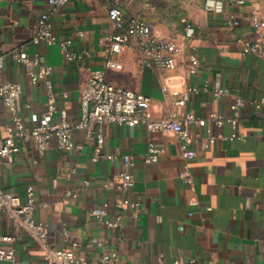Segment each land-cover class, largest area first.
I'll return each instance as SVG.
<instances>
[{
	"label": "crops",
	"instance_id": "1",
	"mask_svg": "<svg viewBox=\"0 0 264 264\" xmlns=\"http://www.w3.org/2000/svg\"><path fill=\"white\" fill-rule=\"evenodd\" d=\"M209 1L74 0L50 10L47 0H0V55L8 56L2 80L21 85L20 107L28 126L50 103L66 110L71 121L79 119L89 69L105 68V38L114 31L108 17L112 4L143 16L157 36L177 39L181 52L175 70H160L149 67L139 50L126 48L114 58L123 68L106 72L110 84L151 98L157 118L170 112L181 119L188 113L201 118L215 113L239 121L236 128L229 122L222 128L211 122L190 126L189 148L196 156L189 160L173 133L117 124L93 127L104 135L98 160H93L96 138L82 129L73 133L77 150L63 151L53 142L40 152L28 143L20 154L0 159V187L21 197L34 187L35 217L47 225L55 247L74 249L88 264H108L105 257L112 254L116 260L110 264H264V106H257L264 99V58L243 55L240 43L260 40L264 31L252 25L250 2L217 0L223 11L214 13L206 9ZM255 3L264 17V0ZM46 12L58 41L52 46L33 43ZM63 40H71L72 52H84L83 61L65 58ZM19 48L40 54L52 67L51 89L44 82L33 86L24 67L11 59ZM191 56L200 60L196 73L190 71ZM194 88L198 91L190 93L186 105L177 107L174 93ZM225 88L230 93L214 94ZM240 95L246 104L233 110ZM235 132L240 137L231 140ZM12 134L0 99V137ZM151 144L165 152L146 163ZM124 155L137 162L135 186L127 194L119 190ZM186 163L194 174L192 186L181 177ZM122 196L140 204L138 219L133 211L118 209ZM102 209L113 218L121 214V226L110 229L96 219L94 211ZM6 234L15 236L24 264H49L37 240L0 213V237Z\"/></svg>",
	"mask_w": 264,
	"mask_h": 264
},
{
	"label": "built area",
	"instance_id": "2",
	"mask_svg": "<svg viewBox=\"0 0 264 264\" xmlns=\"http://www.w3.org/2000/svg\"><path fill=\"white\" fill-rule=\"evenodd\" d=\"M73 1L47 0L50 10L66 7ZM246 2L252 4V25L256 30L264 31V17L258 4L255 3V0L237 1L240 5H244ZM206 9L209 12L221 13L223 4L217 0H210ZM108 17L114 31L105 38V68L89 69L88 80L81 90L80 115L76 122L70 120L66 110H58L53 103H50L47 111L40 116H34L31 120V126H28L27 119L20 107L22 87L18 83L2 80L8 56L0 55V99L9 113L13 127L11 136L0 137V159H9L20 154L23 145L28 143L40 152L48 150L53 142L60 150L67 152L77 150L73 133L77 129H82L96 138L97 147L93 160H98L102 157L104 135L100 131H95L93 127L117 124L129 127L143 126L152 133L171 132L181 141L182 154L184 158L189 160L196 156V152L189 148V144L193 140L190 126H206L211 122L218 128H222L225 123L229 122L233 128L237 127L239 122L237 118H225L215 113L210 114L208 118H201L194 113H188L181 119L177 113L170 112L166 116L157 118L152 113L151 98L131 89L110 84L107 81L106 72L109 69L120 70L123 68V64L114 58L126 48L139 50L149 67H156L160 70H175L178 67V55L181 52V46L177 39L157 36L143 16L127 14L118 4H112L108 10ZM230 24L237 26L239 22L231 20ZM33 43L47 46L58 43L53 32L50 12H46L40 17L39 29L33 37ZM240 43L243 55L253 54L264 58V36L257 41L241 40ZM59 44L68 61H83L84 52L77 54L70 50L71 40H63ZM11 59L24 67L33 86L44 82L49 89L52 88L50 79L53 73L52 67L43 62L40 54L30 55L25 48H19L11 53ZM189 62L191 73H196L200 65L199 58L191 56ZM192 91L197 92L198 89L175 92V105L177 107L185 106ZM228 93H230L229 88L214 91L216 96ZM245 104L244 97L240 95L232 108L239 111ZM257 106H264V99ZM219 137L221 136L219 135ZM239 137V134L235 132L230 139ZM211 139L214 140V137ZM164 152L165 149L162 146L151 144L145 162H156L158 155ZM109 158L112 159L113 157L109 156ZM121 161L123 169L120 174L119 190L127 194L132 192L135 186L133 169L137 162L131 155L122 156ZM181 177L190 186L194 184L195 178L189 163L185 164ZM36 204L34 187L32 186H29L25 197L0 187V213L5 214L13 226L28 231L37 240L40 251L47 258L49 264H88L86 260L76 255L74 249H59L51 244L49 228L35 217ZM117 207L120 210L133 211V216L137 219L140 217V204L125 196L118 198ZM94 215L96 219L104 222L110 229L121 226L123 218L121 214L113 218L110 217L108 210L102 209L95 210ZM14 242L15 236L13 234L0 237V264H24L17 256ZM73 246L77 247V244H73ZM114 260H116V254L105 257L108 264Z\"/></svg>",
	"mask_w": 264,
	"mask_h": 264
}]
</instances>
